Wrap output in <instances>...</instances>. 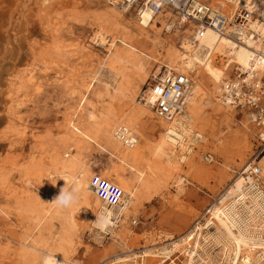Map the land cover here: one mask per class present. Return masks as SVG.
Wrapping results in <instances>:
<instances>
[{"label": "rangeland", "instance_id": "374dc122", "mask_svg": "<svg viewBox=\"0 0 264 264\" xmlns=\"http://www.w3.org/2000/svg\"><path fill=\"white\" fill-rule=\"evenodd\" d=\"M253 1L257 12L264 7ZM109 10L120 15L115 24L106 21ZM138 14H119L104 0H0V264H42L48 251L64 264H185L190 244L167 260L168 240L187 235L246 164L264 161L245 113L217 102L207 81L189 118L199 139L186 140V160L156 153L158 119L135 113L147 84L165 70L166 52L180 50L193 24L178 27L162 9L141 26ZM116 53L121 59L113 61ZM127 120L137 163L124 165L100 142L81 138L92 125ZM94 173L119 187L117 179L125 181L126 212L107 233L95 226L103 203L89 187ZM79 180L88 189H76Z\"/></svg>", "mask_w": 264, "mask_h": 264}, {"label": "bare ground", "instance_id": "6f19581e", "mask_svg": "<svg viewBox=\"0 0 264 264\" xmlns=\"http://www.w3.org/2000/svg\"><path fill=\"white\" fill-rule=\"evenodd\" d=\"M201 1H205L206 3L209 2L207 3V6H209L213 11L225 16L230 22L233 20V14H235L239 8L252 11L251 9L253 8L254 3L253 0ZM259 1L262 2V5L264 6V0ZM159 11L160 10L153 7L152 5L147 6L145 9L139 12L138 24L141 26H149ZM106 16V21L114 24L120 18V15H117V13H112L110 10ZM184 22L185 21L179 23L178 27H183ZM190 26V29H186L184 31L183 37L180 40V50L173 49L166 52L165 66H162V68H165V70L159 73L162 76L173 74H191L194 76L184 100V110L182 114L177 115L170 122H165L157 118L152 110L153 100L150 97L148 90L145 92L143 91L146 93V95L143 96V104H141L142 110L138 109L137 112L135 111V114L140 113L142 116H146L149 113L155 115V117L158 119V124H154L153 130L159 131L161 135L157 144L155 145L156 153L169 161L171 160L172 156L175 155V153L179 152L180 156L178 159L180 163H183L186 160V155H188L190 152V149L186 147V140L188 139V142L190 141L192 144H194L199 139V135H197L196 132L194 134L192 131V127L189 124V118L194 117L197 114L198 106L196 105V99L201 95L200 92L202 91V83L204 81L210 83L212 85V95L216 101H220L224 105L223 107L231 109L232 107L224 104L220 99L217 98V96H221L220 86L225 81H223L225 78V72L231 66L234 67V70H242L246 68L250 71H264V24H262L260 21L255 19L248 20V22L244 23L242 26H239V28H231L225 33H218L210 28H204L203 37L198 39L197 42L194 40V24ZM231 30H233V34H236L237 38L232 39L229 37ZM190 34L192 38L189 39ZM132 53L133 50L132 52L125 51L122 54H124L125 57H130ZM221 55L225 56V60H220V64H218L215 61L216 58L220 57ZM119 58L120 54L116 53L114 55L113 61H117ZM154 77H158V75ZM219 108L221 107H218V110ZM120 127H124L135 138V145L131 148L124 146L119 140L117 130ZM131 127V121L127 120L121 121L119 123H107L105 127H102V125H92V127L88 129L87 133L80 134L82 139L87 141L90 140L91 142L96 143L100 142L103 144L102 148L104 150L107 149L111 153H117L120 162H122L124 165H127V163H134L138 159V154L133 151V148L137 144V137L133 134V132H131ZM189 133H191L192 136H189ZM210 159V156L204 158L205 162H209ZM258 165H260V167L257 166V169L260 170L259 175L263 178L264 161L260 162ZM123 178L124 177H120V179H117V181L119 180L122 182L123 186L120 188L125 195V181ZM74 186H76V189H80L81 187L84 189L87 187L88 189L86 182L83 180H79ZM242 186L243 183L240 177L233 179V183H231L228 188L229 191L226 198L230 197L231 195H239V192L242 190ZM95 199L96 202L99 201L96 197ZM222 202H220L221 205L223 204ZM128 203L129 201L126 204H121V206L117 208H109L105 204L100 206V217L97 220V223H95L97 229L101 233H107V231H111V226L116 227L115 222L117 219L115 218L123 216V214L126 212ZM257 203L259 205L263 204L264 199L262 200V197L259 196ZM115 211L117 212V216H115ZM221 214H223V210H221L220 207L218 208L216 206L212 208V218L211 220L208 219L205 222L206 228H211V230L207 237L203 236L202 240L201 237L204 224H200V222H198L195 227L192 228L190 232H188L187 235L180 237L178 240L170 238L168 240L170 241V246L168 247L169 249L167 252H165L167 255V260H170V254L172 255L173 253L179 252V250H181L186 244H190L191 247L186 248L182 252V255L186 260L185 264H195L194 261L196 256H198L197 263L205 264L207 263L205 262L207 260H205V257H202V255L199 254L198 249L200 248L201 243L205 241L207 242L208 239H210L213 240L218 247H221V253L227 255L229 258L228 261L230 262L229 264H237L239 258H242V264H263L262 262L264 261V255L259 257L255 254L254 256L253 249L247 245L246 237L241 233L232 231L231 226L228 225L226 221L228 220L227 216L224 217V220L222 216H220ZM260 246L262 249H264V244H260ZM241 249H246L242 256L240 255ZM144 255L145 257H149L148 253H144ZM217 257L221 259V256ZM207 258L211 260L214 259L211 256ZM253 258L255 259L253 260ZM125 262H127V260L123 261L122 259L118 263L124 264ZM42 264H64L63 256L55 253L54 251H48L43 257ZM213 264L219 263L213 262Z\"/></svg>", "mask_w": 264, "mask_h": 264}, {"label": "built area", "instance_id": "2783aa9c", "mask_svg": "<svg viewBox=\"0 0 264 264\" xmlns=\"http://www.w3.org/2000/svg\"><path fill=\"white\" fill-rule=\"evenodd\" d=\"M105 3L117 12L127 15L139 13L147 6H153L158 10H171L180 23L184 25L194 24V40L203 37L204 28H210L218 33H225L231 28H239L248 20H257L264 24V7L257 12L256 3H253L252 11L240 9L237 11L232 22L213 11L207 3L201 0H104ZM235 38L236 34H233ZM191 78L185 74L161 75L153 77L147 84L146 89L153 100L152 110L157 118L170 122L177 115H181L184 110V100L191 86ZM221 96L219 99L232 109L244 112L250 124L257 130V137L264 147V71H250L249 69H238L225 80L221 86ZM118 138L126 147L135 145V138L124 127L117 130ZM260 170L253 163L246 164L240 171L238 177L242 179V190L239 195H231L226 198L229 186L225 187L218 196L210 203L201 217L197 220L204 224L202 237H207L211 228H206V220L212 218V208L220 207L223 210L222 218L227 216L228 225L232 231L243 234L247 239V245L253 252L262 257L264 249L260 244H264V203L259 205V196L264 199V179L260 177ZM89 187L95 197L109 208L121 206L124 200L122 189L116 184L102 177L99 173H94L89 180ZM223 201V202H222ZM238 201V202H237ZM220 202L223 204L221 205ZM234 204V205H232ZM225 220V219H224ZM214 221V220H213ZM196 223L188 230L190 232ZM196 229V228H195ZM195 231V230H193ZM209 241V242H208ZM200 244L199 254L205 257V264H229L228 257L221 253L213 240ZM214 259H208L207 257ZM217 256H221L219 259ZM241 257V256H240ZM239 258L237 264H242ZM196 256L194 263H197ZM225 260V261H224ZM264 264V261L262 262Z\"/></svg>", "mask_w": 264, "mask_h": 264}]
</instances>
